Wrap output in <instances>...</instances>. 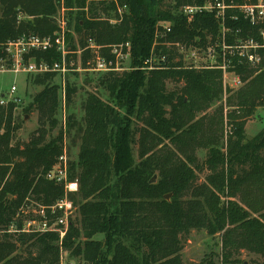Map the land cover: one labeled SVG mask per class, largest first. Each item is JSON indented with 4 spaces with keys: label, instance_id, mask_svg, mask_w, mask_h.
Wrapping results in <instances>:
<instances>
[{
    "label": "trees",
    "instance_id": "16d2710c",
    "mask_svg": "<svg viewBox=\"0 0 264 264\" xmlns=\"http://www.w3.org/2000/svg\"><path fill=\"white\" fill-rule=\"evenodd\" d=\"M116 1L128 10L110 24L102 17L114 9V0H0V44L23 35L53 37L63 7L72 51L74 36L80 50L91 36L104 45L130 42V62L136 65L151 54L164 56L153 69L101 73L96 87L106 98L88 93L83 115L77 119L70 113L65 130L56 134L58 87L49 83L55 73L34 76L44 87L25 108L37 112V128L28 141H14L17 104L0 105V264H59L61 248L89 264H183L181 251L192 230L220 235L221 264L243 262L244 252L254 256L249 264H264V128L245 135L247 121L264 107V24L250 25L236 10L228 11L237 19L227 25L241 32L226 42L252 38L261 47L258 62L237 51L227 55L228 71L241 84L226 90L221 69L187 67L178 49L167 46L196 45L198 39L206 47L217 41L214 13L188 22L177 9L191 0ZM167 20L172 31L156 36L158 22ZM87 57L82 51L83 68ZM25 58L51 64L61 55L52 47ZM0 59L9 66L2 48ZM74 92L67 84V105ZM72 131L79 151L77 160L67 163L66 177L78 190L67 196L77 220L69 219L62 239L54 231L8 233L13 223L21 228L20 209L31 201L49 206L65 196L63 185L46 175L62 162L64 136ZM198 150L205 151L202 161ZM198 264L217 263L211 253Z\"/></svg>",
    "mask_w": 264,
    "mask_h": 264
},
{
    "label": "built area",
    "instance_id": "2783aa9c",
    "mask_svg": "<svg viewBox=\"0 0 264 264\" xmlns=\"http://www.w3.org/2000/svg\"><path fill=\"white\" fill-rule=\"evenodd\" d=\"M127 10L128 6L126 4H121L114 0V9L111 11L112 16H104L102 19H106L110 24H116L123 18ZM230 10H236L250 25L264 24V0H243L241 3H235L232 0H191V2L183 3L178 7V13L183 15L188 22L192 21L197 14L212 12L214 13V18L218 26L219 39L211 43V48L208 52L212 61L204 66L193 65L189 67L218 68L225 74L231 62L227 58L229 54H226L227 50L230 49H237L238 55L246 57L249 61L258 62L260 60V56L256 50L261 45L254 39H239L235 44H228L226 42L228 36L236 37L241 32L240 28H233L227 25L228 20L234 21L237 19L233 14L228 15V11ZM58 24L59 30L53 37L23 35L15 40H9L4 44H0V48L6 53V59L10 62L9 66H6L2 59H0V72L5 71L9 73L29 74L32 76L52 72L59 76H65L68 72L80 69L94 73L119 72L125 69V61L129 60L131 56L130 42L104 45L98 43L93 37L88 36L83 49L72 51L67 45L65 38L66 20L64 18L63 7L60 11V17H58ZM171 31L172 23L170 20H167V22L160 21L156 25L155 34L158 36L162 32L163 34H168ZM260 34L264 37L263 32ZM239 41L242 42L239 43ZM167 46L175 47L179 52L186 50V46L180 42H167ZM52 47H55L60 53V61H55L51 64L43 61L37 63L33 58H28L27 60L25 58L26 55L33 51H45ZM82 51L88 52L85 68L75 67L74 60L72 58L67 59V56L69 54H80ZM194 56V53H192V57ZM218 59H221L222 63H218ZM163 61L164 56L157 58L151 54L143 61L144 68L148 70L153 69L159 65V62ZM17 90V85L12 84L6 93L4 92L0 95V105H6L8 102L16 103L19 100V97L16 96ZM62 159L63 156L60 157L61 161ZM56 166L46 175V178L62 184L65 196L49 206L36 204V209L31 210L32 212L23 211L21 208L20 213L26 214V218L22 219L21 228L18 229L13 223L8 227V233H43L54 231L59 233L60 239L63 238L68 227V215L73 208V204L68 198L67 193L77 192L78 184L76 181H67L66 166L65 168H56ZM47 211H49V217L46 214Z\"/></svg>",
    "mask_w": 264,
    "mask_h": 264
},
{
    "label": "rangeland",
    "instance_id": "374dc122",
    "mask_svg": "<svg viewBox=\"0 0 264 264\" xmlns=\"http://www.w3.org/2000/svg\"><path fill=\"white\" fill-rule=\"evenodd\" d=\"M164 2L169 3L172 1L164 0ZM109 16H112L111 12L109 13ZM206 38H209V36H207ZM77 39L78 37L74 36L76 50H80V47L77 44ZM196 40H197L196 43L198 44L192 45V44L183 43L186 46V50L182 52H179L177 50V54H178L177 57L181 58L183 64L187 67L193 65L204 66L212 61L208 54L209 49L211 48L210 42H207L206 47H201L199 46L201 42L198 41V39ZM241 42L239 41V43ZM235 43H237V39L234 40L233 44ZM236 51L237 49H233V50L230 49L227 50L226 54L232 56ZM192 53H194L195 55L194 57H192ZM74 55L76 57V59L74 60L75 67L83 68L80 61L81 53ZM133 63L134 62H130V59L126 60L124 64L125 69L122 71H127L132 67L138 68L142 66V68H144L143 62L140 64L139 61H137V65ZM218 63H222L221 59H218ZM100 75L101 73L88 72V71H84L83 69H80L77 71L68 72L65 74V76H59L58 74H55L52 77L49 83L55 84L58 87L57 92H58V100H59V106L56 113V117L58 119V125L57 128L53 131V134H56L59 128L65 130V122L67 120V116L70 113H73L75 118L77 119H79L83 115L82 102L85 100L88 93L99 92L102 98H106L105 91L102 89L97 90L98 87H96L97 84L96 81L98 76ZM222 80H223L224 89L226 90L236 89L241 84L239 78L231 71H226V73L223 74ZM12 84L17 85L18 90L16 92V96L19 97V100L15 103L17 104V107L14 110L15 122L19 124V128L16 131L14 141L26 142L28 141L30 134L37 128V112L32 110L29 113H27L25 111V108L31 103L34 95L42 90L44 85L37 84L34 81V76L29 74L9 73L5 71L0 72V91L6 93ZM67 84H70L75 88V92L71 95L72 100L69 103V105H67L65 100V89ZM173 86L174 85L172 83H169L167 85L168 89L173 88ZM262 128H264V107H259L256 110L255 114L251 117V119L247 121L245 125L246 138H250L254 136ZM74 138L75 136L73 131L70 134L65 133L63 159L62 162L57 164L56 168L57 167L65 168L66 166L67 169V163L77 160L79 147H78V140L76 139L74 140ZM205 155L206 154L204 150L197 151V157L199 161L204 160ZM205 174H206L205 171L200 172L198 174L199 179L202 180ZM35 209H36V204L33 201H31L27 207L23 208V211H28V210L33 211ZM25 215L26 214H20V218L21 219L26 218ZM77 218H78V213L76 207L74 206L70 214L68 215V220L71 219L72 221H75L77 220ZM99 238L101 237L99 236ZM220 251H221L220 235L218 234L209 235L205 230H192L184 240L181 256H182L183 264H198V262H200L206 255L212 253L214 254V261L217 264H221L220 256H219ZM240 258L241 261L243 262L237 264H249L251 260L254 259V256L244 252L241 254ZM59 264H89V263L83 261L81 257L74 256L69 251L61 248Z\"/></svg>",
    "mask_w": 264,
    "mask_h": 264
},
{
    "label": "water",
    "instance_id": "95a60500",
    "mask_svg": "<svg viewBox=\"0 0 264 264\" xmlns=\"http://www.w3.org/2000/svg\"><path fill=\"white\" fill-rule=\"evenodd\" d=\"M155 179H156V175H153L152 178H151V180H150V183H153L155 181ZM169 197H170V194H166L164 196V198L167 199V200L169 199Z\"/></svg>",
    "mask_w": 264,
    "mask_h": 264
}]
</instances>
